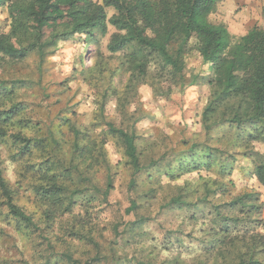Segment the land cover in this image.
Instances as JSON below:
<instances>
[{"label": "trees", "instance_id": "trees-1", "mask_svg": "<svg viewBox=\"0 0 264 264\" xmlns=\"http://www.w3.org/2000/svg\"><path fill=\"white\" fill-rule=\"evenodd\" d=\"M222 1L0 0L11 19L9 32L0 33V145L15 147L18 157L42 153L39 162L29 165L38 179L31 191L47 213L72 217V239L98 245L97 220L110 204L116 175L128 169L126 213L132 219L122 230L118 223L113 227L121 241H141L137 264H264V232L259 230L264 229V201L254 190L234 194L232 179L234 170L241 169L264 187V152L259 148L264 146V27L256 24L232 42L227 26L212 18ZM108 9L114 10L110 16ZM108 24L115 31L107 48L122 53L123 59L105 78V69H94L83 58H93L89 48L108 34ZM70 39L84 43L81 74L95 85L108 83L90 125L102 129L94 132L66 118L71 140L59 129L29 136L24 130L31 125L26 104L15 95L18 82L4 77L1 69L5 60L21 62L34 51L42 55L47 46ZM192 57L199 60L194 74ZM123 74H128L127 83L119 90L113 79ZM201 79L209 89L201 114L204 140L184 139L180 147L156 158L148 136L137 130L141 117L126 109L129 94L148 83L156 95L170 98ZM111 97L123 108L127 125L106 117ZM231 100L238 101L235 110L212 121ZM16 124L20 129L14 130ZM217 128L220 136L212 134ZM108 142L121 154L117 162L108 154ZM242 159H251L254 167L242 166ZM101 170L103 185L97 178ZM0 193V207H6L19 227H38L15 202L16 191L5 179L1 159ZM161 214L167 217L160 222L165 227L161 243L149 244L154 236L147 225ZM159 251L172 254L159 257ZM106 257L113 264L124 259L115 251ZM61 258L73 262L72 254L63 251L53 263Z\"/></svg>", "mask_w": 264, "mask_h": 264}, {"label": "rangeland", "instance_id": "rangeland-1", "mask_svg": "<svg viewBox=\"0 0 264 264\" xmlns=\"http://www.w3.org/2000/svg\"><path fill=\"white\" fill-rule=\"evenodd\" d=\"M234 2L235 0H223L218 5L216 13L212 15L213 19H218L227 26L232 42L237 41L251 28V19L240 16L241 14L233 7ZM113 12V9H108L109 16ZM247 16L251 18V12ZM256 23L264 27V18L263 20L258 18ZM10 25L8 8H0V33L9 32ZM114 31L115 28L108 24V34L101 38L97 46L89 48L90 52H93V58L91 59L89 54L83 58L85 64L92 65L94 69H105V78L113 73L123 59L122 53H111L107 48ZM83 46L84 43L77 39L58 41L47 46L42 55L34 51L21 62L5 60L1 72L9 80L15 79L18 82L15 95L26 104V118L27 121H31V125L24 129L27 135L45 136L51 130L59 129L65 131L64 138L71 140L73 135L66 118L75 126L90 127L94 132L102 129V126L95 128L90 125L96 117L100 91H103L108 83L95 85L81 74L83 66L79 54L83 52ZM190 63L194 74L198 71L199 60L192 57ZM127 78L128 74L114 77L113 80L119 90L125 88ZM129 95L132 101L126 109L141 117L137 123V130L148 136L149 146H154L151 154L156 158H161L167 149L180 147L184 139L204 140L201 114L209 96V89L204 80L201 79L197 84L190 86L183 95L173 94L170 98L156 95L148 83L140 84L136 93ZM237 103V100H231L222 105L219 112L212 117V121L229 116ZM123 112L117 98L111 97L105 108L106 117L117 125H127L129 121H126ZM13 128L18 130L20 126L16 124ZM212 134L220 136L222 130L217 128ZM259 148L264 152V146ZM107 150L113 162L120 159L121 154L112 142H108ZM41 156V152L35 151L18 157L15 147L9 144L0 145L4 176L9 186L16 191L15 202L32 215L38 226H29L28 229L25 226L19 227L18 222L7 214L6 207H0V264H113V261L106 260V255L111 251L121 254V257L124 256L120 264H137L136 259L141 254V241L138 238L123 242L121 235L113 227L118 223L121 225L119 230H122L124 222L132 219V216L126 213L129 205L127 185L130 171L123 169L116 175L110 204L104 208L97 220L98 225L94 234L98 242L96 245L72 239L73 236L68 234V228L71 227L73 219L68 213L63 216H57L58 213L53 212L47 213L44 207L35 201L31 185L38 179L29 165L39 162ZM241 164L254 167L251 159H242ZM194 176L195 173L190 174L189 178ZM97 178L101 185L105 183L103 170L97 174ZM184 178L177 180V183H181ZM232 179L236 183L234 194L254 190L260 193L264 201V187L254 177L248 176L241 169H236ZM2 200L3 196L0 193V201ZM153 216L155 217V212ZM161 221L167 222L165 214H161L159 220H152L147 225L151 236H154L149 240V244L161 243L165 228L160 226ZM259 230L264 232V229ZM63 251L72 254L73 262L61 258L57 263H53L54 257ZM159 252V257H168L172 254Z\"/></svg>", "mask_w": 264, "mask_h": 264}, {"label": "crops", "instance_id": "crops-1", "mask_svg": "<svg viewBox=\"0 0 264 264\" xmlns=\"http://www.w3.org/2000/svg\"><path fill=\"white\" fill-rule=\"evenodd\" d=\"M233 4L235 10L237 9V12L241 14L240 16H245L246 18L251 19V27L257 24L256 22L258 18H260L261 20H263L264 18L263 17L264 0H235ZM222 5L220 7H222ZM250 12H251V18L247 16ZM223 19L225 22H227L226 21L227 19L225 17H223ZM260 23L261 21L259 22V24Z\"/></svg>", "mask_w": 264, "mask_h": 264}]
</instances>
